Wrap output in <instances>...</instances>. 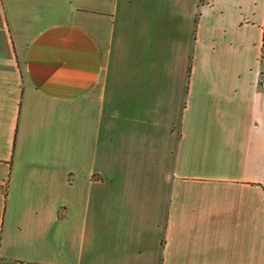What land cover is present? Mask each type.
Returning a JSON list of instances; mask_svg holds the SVG:
<instances>
[{"label": "crops", "instance_id": "obj_1", "mask_svg": "<svg viewBox=\"0 0 264 264\" xmlns=\"http://www.w3.org/2000/svg\"><path fill=\"white\" fill-rule=\"evenodd\" d=\"M263 35L264 0H0V264H264Z\"/></svg>", "mask_w": 264, "mask_h": 264}, {"label": "trees", "instance_id": "obj_2", "mask_svg": "<svg viewBox=\"0 0 264 264\" xmlns=\"http://www.w3.org/2000/svg\"><path fill=\"white\" fill-rule=\"evenodd\" d=\"M264 62V35H263V48H262V58H261V63L263 64Z\"/></svg>", "mask_w": 264, "mask_h": 264}, {"label": "rangeland", "instance_id": "obj_3", "mask_svg": "<svg viewBox=\"0 0 264 264\" xmlns=\"http://www.w3.org/2000/svg\"><path fill=\"white\" fill-rule=\"evenodd\" d=\"M248 68H251V67H248ZM253 68H255V66H254ZM262 70L264 71V62H263V64H262ZM199 72H200V71H199ZM199 72H198V73H199ZM198 73H197V74H198Z\"/></svg>", "mask_w": 264, "mask_h": 264}]
</instances>
